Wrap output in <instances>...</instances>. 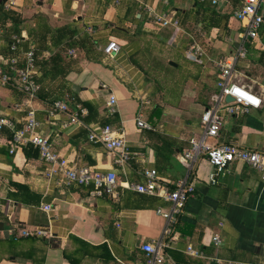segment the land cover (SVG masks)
I'll return each mask as SVG.
<instances>
[{"label":"crops","instance_id":"crops-1","mask_svg":"<svg viewBox=\"0 0 264 264\" xmlns=\"http://www.w3.org/2000/svg\"><path fill=\"white\" fill-rule=\"evenodd\" d=\"M144 1L157 13L174 15L179 28L154 25L133 0H16L13 8L23 17L40 12L51 26L68 25L95 41V60L76 49L65 51L78 57L82 67L68 74L67 86L74 99L88 101L94 113L86 117V110L81 123H72L70 115L76 110L66 95L56 101L68 111H51L48 100H28L16 88L0 86V115L12 121V127L0 133V264H146L140 245L160 237L165 221L155 211L167 203L158 195L127 189L125 183H140L141 172L154 169L164 188L171 190L184 176L178 155L201 131L200 115L216 91L215 62L234 54L242 26L232 16L237 7L231 0H220L216 6L198 0ZM211 10L229 17L221 18L218 26H207ZM20 35L26 38L24 30ZM111 40L120 46L113 59L102 52ZM193 42L203 51L200 57L188 52ZM3 51L0 41V58H5ZM260 53L248 46L235 69L238 80L261 97L262 106L227 117L217 142L264 152ZM5 67L0 60V68ZM82 75L89 80L76 81ZM109 93L116 99L113 114L106 110ZM28 107L39 122L37 133L47 137L69 165L115 173L116 196L94 197L85 187H56L46 176L48 165L30 143L9 152L13 131L23 127ZM138 112L151 130L136 126ZM103 125L121 134L137 155L117 165L99 142L89 141V131ZM213 173L205 159L196 164L194 191L166 239L163 264H215L214 259L264 264V181L237 163L212 180ZM41 204H49L51 211H42ZM24 230L45 235L19 236ZM213 236L219 244L212 243ZM188 245L206 247L204 257L186 254Z\"/></svg>","mask_w":264,"mask_h":264},{"label":"built area","instance_id":"built-area-1","mask_svg":"<svg viewBox=\"0 0 264 264\" xmlns=\"http://www.w3.org/2000/svg\"><path fill=\"white\" fill-rule=\"evenodd\" d=\"M133 1H136L147 12L149 20L159 28H179V20L174 15L164 12L157 13L145 4L144 0ZM198 1L202 4L216 6L220 0ZM15 2L16 0H7L5 7L13 8ZM232 16L241 23L242 32L234 54L215 62V68L218 72V79L215 84L216 91L210 95L208 107L200 115L201 131L197 137L188 140L187 148L178 155V161L186 170L184 176L176 181L171 190L164 188V183L154 169H144L141 172L143 181L140 183H125L127 189L136 193L158 195L167 203L166 207H158L155 211L165 221L160 237L140 245L146 264H163L164 249L167 247L166 239L170 236L179 215L183 213L188 197L194 191V171L196 164L201 159H205L214 169V173L210 176L212 180L214 175L223 174L232 164L237 163L256 171L260 179L264 181L263 151L246 149L233 143L217 142L220 129L227 117L246 114L250 109L260 108L263 103L259 95L238 80L235 64L246 57L250 45L260 51L264 50V45L259 39V30L264 28V0H240L237 8L232 12ZM13 39L18 41L16 36H13ZM10 50L15 51L16 46L12 45ZM119 50V44L111 40L103 47L102 52L106 57L113 59ZM188 52L194 57H200L203 54L197 42H193L188 47ZM68 53L72 54V51ZM21 56L23 61L21 67H16L20 55L0 58L5 65L9 66V72L0 68V86L16 85L28 100H33L36 98V91L39 87L34 77L36 71L33 62V50L29 49L23 52ZM10 72L14 74L13 78ZM12 79L14 84L10 83ZM226 97H229L231 101H227ZM52 110L65 112L68 111V108L64 103L56 101L52 104ZM106 110L109 114H113L116 110V99L112 93L108 95ZM85 114L86 109L78 106L77 110L70 115V122L81 123L80 118ZM135 123L139 129L151 130L150 124L143 119L141 112L137 113ZM3 127L11 128L12 121L0 115V133ZM38 127L39 122L35 118V112L32 107H28L23 127L13 131L9 152L12 153L18 145L24 142L30 143L37 150L39 158L48 165L46 176L54 179L56 187H85L94 197L101 195L116 196L117 183L113 171L100 172L86 166L69 165L65 158L52 149L47 137L37 133ZM87 138L91 142H99L114 156V162L117 165L122 166L137 155L136 152L129 149L122 135L114 131L110 125H103L98 131H89ZM40 209L48 213L51 211V206L41 204ZM18 235L43 236L45 232L24 230ZM212 243L219 244L218 236L212 237ZM185 252L192 257H204L202 251L194 249L190 245L186 247ZM214 261L215 264H251L220 259H214Z\"/></svg>","mask_w":264,"mask_h":264},{"label":"trees","instance_id":"trees-1","mask_svg":"<svg viewBox=\"0 0 264 264\" xmlns=\"http://www.w3.org/2000/svg\"><path fill=\"white\" fill-rule=\"evenodd\" d=\"M231 1L234 7H237L240 0ZM224 17L228 19L229 16H220L211 10L207 17V26H218L219 20ZM22 30L26 32L25 39L20 35ZM13 36L18 38L17 42L13 39ZM259 39L264 45V28L259 30ZM0 41L5 48V51L1 54L2 56L6 58L10 55H20L16 67L23 66L21 53L29 49L33 50V62L36 71L34 77L39 86L36 91V98L38 97L54 103L66 95L68 97L67 101L74 103L73 108L75 110H77L78 106L86 108V117L94 113V107L88 101L74 99L75 97L72 96L73 93L66 82L68 74L78 73L82 69L78 57L72 58L68 56L65 54L66 49L82 51L83 56L87 60H95L96 43L89 35L80 33L78 29L68 25L51 26L48 22V17L40 12H36L29 18H25L16 9L6 8L5 4L0 2ZM12 45L16 46L15 51L10 50ZM45 51L49 52L48 56L44 55ZM260 52L258 60L264 63V50ZM2 69L5 72H9L8 65ZM10 73L13 78L14 74L12 72ZM10 83L14 84L13 79ZM7 86H11L20 91L16 85ZM21 93L25 95L23 92ZM16 187L19 188L20 186L16 185ZM199 250L206 252L207 249L201 246ZM195 263L204 264L202 261Z\"/></svg>","mask_w":264,"mask_h":264},{"label":"rangeland","instance_id":"rangeland-1","mask_svg":"<svg viewBox=\"0 0 264 264\" xmlns=\"http://www.w3.org/2000/svg\"><path fill=\"white\" fill-rule=\"evenodd\" d=\"M157 76V75H156ZM89 76H87V75H82V76H79L78 78H77V80L76 81H79V80H85V81H88L89 80Z\"/></svg>","mask_w":264,"mask_h":264},{"label":"water","instance_id":"water-1","mask_svg":"<svg viewBox=\"0 0 264 264\" xmlns=\"http://www.w3.org/2000/svg\"><path fill=\"white\" fill-rule=\"evenodd\" d=\"M226 100H227V101H231V99H230L229 97H226Z\"/></svg>","mask_w":264,"mask_h":264}]
</instances>
